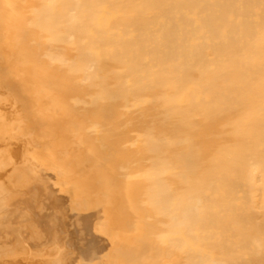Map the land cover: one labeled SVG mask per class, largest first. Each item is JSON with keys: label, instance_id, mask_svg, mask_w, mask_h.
<instances>
[{"label": "bare ground", "instance_id": "6f19581e", "mask_svg": "<svg viewBox=\"0 0 264 264\" xmlns=\"http://www.w3.org/2000/svg\"><path fill=\"white\" fill-rule=\"evenodd\" d=\"M0 264H264V0H0Z\"/></svg>", "mask_w": 264, "mask_h": 264}]
</instances>
